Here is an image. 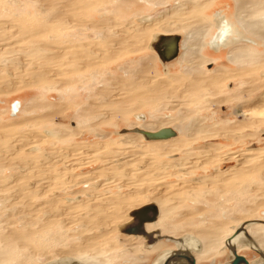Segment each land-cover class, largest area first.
<instances>
[{
  "label": "rangeland",
  "instance_id": "1",
  "mask_svg": "<svg viewBox=\"0 0 264 264\" xmlns=\"http://www.w3.org/2000/svg\"><path fill=\"white\" fill-rule=\"evenodd\" d=\"M150 1L0 0V26L7 27L0 29V264H50L74 250L81 258H90V264H152L174 247L166 235L177 239L194 233L206 244L203 231L209 229L205 232L218 235L215 245H222L246 222H259L256 226L264 228V221H257L264 217V156L256 160L260 166L255 169L245 167L243 174H233L245 156L252 157L247 152H264V60L245 66L250 70L247 75L229 78L211 91L184 89L187 65L166 69L158 53L159 59L152 58L150 41L140 45L132 37L137 25L147 23L140 24L144 17L162 11L161 16L176 0H160L164 3L159 5ZM194 2L204 4L205 10L204 6L199 13L186 10L179 24L201 18L210 24L218 12L239 37L229 46L209 48L210 57L219 60L201 69L209 74L225 68L237 74L239 69L227 56L243 46L240 37L246 35L236 22L235 0ZM247 2L253 21L263 22L264 7ZM57 6L65 12L55 14ZM42 8L48 12L42 14ZM106 22L111 25L107 32L88 29L90 24L103 28ZM100 33L107 39L116 34L124 39L107 51L100 40L94 42ZM175 34L183 41L188 36L184 29ZM251 40L256 45L250 48L264 56V43ZM89 46L100 57L84 56L82 47ZM38 47L59 54L49 60H43L45 51L33 58L26 54ZM181 53L184 50L179 57ZM35 72H44L46 82H36L31 75ZM169 77L180 79L175 89L154 101L152 82L168 83ZM15 102L21 104L17 116L12 114ZM179 111L188 116L179 121L181 130H175ZM138 115L145 118L137 119ZM155 117L172 121L169 127L183 145L172 152L175 155H153L139 147L146 142L141 135H121ZM195 118L199 130L188 137L185 127ZM130 135L140 142L126 138ZM93 145L99 148L92 150ZM176 159L184 164L170 166ZM20 174L25 178L17 180ZM217 176L227 180H216ZM121 196L126 202L120 214L106 217L103 210L113 208L108 201ZM152 202L162 217L148 231L162 232L161 253L162 244L147 249L142 237L118 230L131 221L132 211ZM222 249L197 264H226L231 255L225 242ZM240 255L251 261L261 257L250 248Z\"/></svg>",
  "mask_w": 264,
  "mask_h": 264
},
{
  "label": "bare ground",
  "instance_id": "2",
  "mask_svg": "<svg viewBox=\"0 0 264 264\" xmlns=\"http://www.w3.org/2000/svg\"><path fill=\"white\" fill-rule=\"evenodd\" d=\"M152 1L153 0H151L150 2H152ZM154 1L156 2V3L154 2L155 5H159V2L161 3V1H163V0H161V1L160 0H154ZM187 1H185V0H176L175 1V6L171 10H169V11L165 12L164 14H162L160 17H159V15H160L161 12L157 13L154 16L144 17L141 20L140 24H143V23H146V22L147 23L143 24V25H137L134 28L133 34H132L133 39L136 40V42L138 41L140 43V45H143L144 43H146V40H148L147 43H149L150 39H152L151 34L153 33L154 30L159 31L158 29H160L163 32L170 33V32H175V31L184 29L187 32L188 36H187L186 41L184 42L185 43L184 46H186L187 48H186V51H185V53L183 54V57H182V62L187 65V67L185 69V74L183 76L185 78V80H186L185 84H183L184 89H188V90L195 91V92L196 91L200 92V91H202V89H210V91H211V89H215V87L221 85L222 83H224L229 78H233V77L235 78L237 76L243 77V76H245V74L247 75L250 70L249 69L245 70L244 69L245 66H252L253 64H257L258 62L261 63V61L264 60V56L262 54H259V52L256 53L249 46L244 45L246 43L243 42L244 39H251V38H255V39H258L259 41L264 42V21L260 22V23L258 21H256V20L253 21L254 18L250 17V15L248 14L249 9H251V8H249V9L246 8V5L249 4L247 2L248 0H245V1L244 0H235V2L237 4V10H236V15H235L236 22L241 27L242 33L245 34L246 37H244V36L240 37V39L242 40V43H244L243 46L239 45L240 48L239 47L234 48L230 52V54L227 56V58H228L229 63L231 65L237 67L239 69V71H238L237 74H231L233 71L224 70V69H216L211 74H206L201 68L203 66V63H208L209 64V63H211V61L203 59L200 53H201L202 47L204 45V40L206 39L209 31L211 30V25L208 22H206L204 19H202L201 17H199L201 19H197L196 22H193V20H192L193 23H189L188 25H185V23H183V25L179 24L180 23L179 21H181V18L183 16V14L185 12H187L186 10H188L190 12L193 11V13L194 12L199 13L200 10L203 9L202 6H204V4L202 5L201 3H196V2H194L195 0L194 1L193 0H187ZM208 2H207V4H208ZM214 2H215V0H214ZM249 2L251 3L252 0H249ZM163 3H161V4H163ZM189 3H191V4H189ZM210 3H213V1L210 2ZM254 3H255V6L257 5V7H259V8H260V6L264 7V0H253V4ZM66 4H68V3H66ZM208 5H210V4H208ZM247 6L251 7L249 5H247ZM203 10H205V6H204ZM254 10H255V8H254ZM41 11H42L41 12L42 14L48 12V10L46 8H42ZM256 11H257V9L255 10V12ZM63 12H65V11H63V9L60 6H57L55 14H61ZM103 13H104V16H105L106 13H107V10H104ZM189 15L191 17V13ZM186 16L187 15H185V17ZM196 16H197V14H195L194 19L197 18ZM50 18H52V17H50ZM223 19H224L223 23L226 26V30L220 31V33L217 34L212 39V44H214V45L218 44L219 42L228 44L229 40H231L232 42L233 41H239L238 40L239 37H238V34L236 33V29L233 27V25H230L229 23H227L225 18H223ZM58 22H59L58 24L60 25V23L62 21H58ZM66 22L68 24H70L69 21H66ZM183 22H185V21H183ZM61 24L63 25V22ZM104 24H106V26H104L103 28L100 27L101 25L97 26V24H93V25L90 24V25H88L89 27L88 26L87 27H88V29L91 32L93 30H100L102 32L109 31L111 25L108 24V22H106ZM200 24L202 25V27L199 28L198 26H200ZM6 28H7L6 26H3V27L0 26V29H6ZM116 35L111 36L110 39H107L106 37H104L103 33L102 34L100 33V34H98L97 40H94V42L100 40L99 45L101 44L104 47L103 50H107L108 51L111 48H114L118 44L120 38H123L121 35H118V34H116ZM112 38L114 40H112ZM94 39H96V37ZM200 39H201V41H199ZM93 48L94 47H92V46L91 47L89 46V47H86V48L82 47L84 56L89 57V58L98 57V56L100 57V55L97 52H95L93 50ZM123 49L129 50L127 46L123 47ZM41 51H45L46 52L48 50H46L45 48H42V47H38V48H34L32 51L27 52L26 54L32 55V58H33V54L34 53H40ZM13 52H15V51H13ZM18 53H19V51H18ZM58 54L59 53H54V52L53 53H49V52L47 53L46 52L45 54H42L43 60L44 59L45 60H49L48 58L51 57V56L57 57ZM112 54L113 53H111V55H108V58H112ZM73 57H75V56H73ZM152 58L154 59V55H152ZM17 60L19 61L20 59H17ZM12 62H15V60H12ZM87 63H89V65L91 64L89 59H88ZM253 66H255V65H253ZM31 75H33V76L38 78V79L34 78V80L35 81L37 80L36 82H38V83H41L42 81L47 80V78L44 77L46 75L44 72H41V73L35 72V73H31ZM179 80L180 79L176 80V78H174V77H169V82L168 83H166L164 81L163 82H154V83L152 82L150 89H152V91L155 93L154 94L155 97L153 99H155V98L158 99L160 96H163V97L165 96L166 97V95L169 93L168 89H175L176 84H177V82ZM137 84H139V83L137 82ZM6 87L13 89L15 86L11 85V86H6ZM148 91H150V90H148ZM156 99L154 101H156ZM172 99H173V97H172ZM150 100H152V99H150ZM160 104L161 103H159L158 105H160ZM18 105L19 104H16L15 107L17 108ZM160 106H159V108H160ZM238 114H241V113L238 112ZM187 116L188 115H186L184 112L179 111V113L177 114V118H176V120L178 121L179 125H177V126H175L173 128L175 130H177V129L181 130V126H182L181 124L183 123V121L186 119ZM144 118H145L144 116H140V115L137 116V119H141L142 120ZM179 121L182 122V123H180ZM261 122H263V121H261ZM196 123H197L196 118L195 119H191L189 126L185 127L186 135L188 137L189 136H193V132L196 129L199 128V127L196 128ZM170 124H172L171 120H165L163 117H155L154 120L151 121V122L149 121V122H147L145 124H139L137 126H133L132 125L131 129L129 128L127 130L128 131H132L134 129L142 128L141 130H144V131L149 130L147 132L155 133V131L158 132L162 128L164 129V127L165 128L169 127ZM207 129H209V128H207ZM74 131L75 130H72V134H76V132H74ZM210 132H212V131H210ZM129 133L130 132L123 133L121 135L129 134ZM130 134H139V135H141V137H143L146 142L145 143L144 142L141 143V145L139 147L141 149H143V150L148 148V152L153 154V155L154 154H156V155H165V154L175 155L172 152L175 151L177 148L179 149V147L182 145L181 143H179V144L177 143L178 142L177 141L178 138H176L177 135H176V137L171 138V139L152 141V140H147L144 137V135H142L140 133H130ZM176 134H177V132H176ZM212 134H214V133H212ZM210 135H211V133H210ZM62 136H63V134L60 131L56 132V137L60 138ZM101 136H102V134H98V137L102 138ZM197 136H198V134H197ZM105 137H106V135H104L103 138H105ZM128 137H134L133 141H135V142L139 141L140 142V139L137 136H134V135L126 136V138H128ZM179 140L182 141V139H179ZM188 142H189V140H188ZM184 146H186V145H184ZM98 148H99L98 145H93L92 146V150L93 149L95 150V149H98ZM89 149H91V148H89ZM149 150H151V151H149ZM248 153H249V155H248ZM246 155L247 156H252V157H250V159H248L245 156V158L242 160L243 162L241 164V166H242L241 169H237L233 173L235 176L243 174L245 171H247L248 167L249 168L251 167V168L255 169L254 166H256V165L260 166L257 163L256 160L259 159L260 157L264 156V152L263 151L262 152L261 151H257V152L252 151V152H247ZM228 158H230V157H228ZM215 162H217V161H215ZM185 163H187V162H185ZM217 163H219V162H217ZM248 163H250L252 166L251 165L247 166ZM182 164H184V163L181 162V160H179V159L177 160L176 159L174 162L170 163V166L174 165V166L178 167V166H182ZM261 164H263V163H261ZM245 167H247V169ZM231 171H234V170H231ZM229 173H232V172H229ZM24 178H25V175L21 176V174H20V175L16 176L17 180L18 179L22 180ZM215 179L219 180V181L220 180L221 181H226L227 180V179H225L224 177H221V176H217ZM14 182H15V180H13L12 183H14ZM199 182H201V179L199 180ZM207 182H209V180L206 181V183ZM203 183L205 184V181ZM200 185H201V183H200ZM125 202H126V198L123 197V196L119 197L116 200H109L108 203L110 205H112L113 208H110L111 212L109 211V209L108 210H106V209L103 210V212L105 214H107L106 217H109L111 219H113V217L115 218V215H118V213L120 214V206H122ZM150 205L157 207V214H156V218H155L154 222H152V223L151 222H147V223L144 224L145 231L147 232V234H153V239H154L153 243L152 242H150V243L147 242L146 243V248L147 249H152L156 245L158 240L161 239L162 237H164L163 235L161 236V234H160L161 231L159 232V229H156L155 231L148 232L149 227H151L152 225L156 226L157 222L159 220H161L160 218L162 217V212H161L160 207L154 202H152V203H150V204H148L146 206H150ZM141 208H143V207H141ZM141 208H139V209H141ZM136 210H138V209H136ZM136 210H134V211H136ZM134 211H132L130 213V215H129V218L131 219V221L129 223H131L133 221V219H134L131 216V214ZM257 221H264V217L261 218V219H258ZM129 223H127V224H129ZM257 223H259V222H257ZM257 223L255 221L244 223L243 225H246V224L248 225V226L246 225L247 228H242L241 231L237 233V230L241 227L240 226L230 238H226L225 240H223V244L222 245H220V244H216L215 245V242L217 241L215 236H218V235H217L216 231H214V230L212 232H210V233L209 232H205V231H207L209 229H206L205 231H203V235L205 236V239L208 242L206 244L203 241H202L203 242V244H202L200 242V240H198L196 238L197 235H195L194 233H190L189 235H186V236H183L182 238H177V239L176 238H172V236H167L166 235L165 236L166 237V241L168 243H173L174 247H175V250H172L170 248L169 250L159 254L160 256H158L155 259L153 264H164L166 259L168 257H170L171 255H175L176 256V258H174L172 260L171 264H185V263H187V261L184 259V257H193L195 259L196 263H197V261H199L200 259L202 260L203 258H207L209 256L216 255L224 247V242H225L226 247L229 249L230 255H231L230 256V261L227 264H231V262L234 259V253L235 252L238 253V252H240L243 249H246V248H250L251 249L252 248V249H258V250L264 251V228L262 229L260 227H257L256 226V225H258ZM124 225H126V224H124ZM124 225H119L118 226V230H120V228L122 226H124ZM131 236L142 237L145 240V238L143 236H136V235H131ZM212 237H215V238H213L211 240ZM74 251H70V253L68 255L62 256L61 258L59 257L60 259L55 260L53 263H50V264H90V263H92L90 258H88V257L87 258H81L80 255L78 254V252H74ZM257 252L259 254H261V258L263 260L261 259L260 261H258L257 263H254V264H263L264 263V252H261V251H257ZM251 264H253V263H251Z\"/></svg>",
  "mask_w": 264,
  "mask_h": 264
},
{
  "label": "water",
  "instance_id": "3",
  "mask_svg": "<svg viewBox=\"0 0 264 264\" xmlns=\"http://www.w3.org/2000/svg\"><path fill=\"white\" fill-rule=\"evenodd\" d=\"M168 38H162L154 45L157 53L160 55V59L166 63L172 60H175L178 57L179 52V37L174 38V42L172 45L167 43ZM140 133L144 135L147 140H165L171 139L176 137V132L171 128H165L158 132L152 133L147 132L141 129H134L132 131L123 130V133ZM157 214V207L156 206H145L141 209L134 211L131 216L134 218L133 221L129 224H126L120 228V232L126 235H136V236H143L147 242H154L153 234H147L144 229V224L147 222H154ZM247 225V224H246ZM246 225H242L238 230L237 233L241 231L242 228H245ZM161 240V239H159ZM158 240V241H159ZM261 256V254H260ZM180 257V256H179ZM176 258L175 255H171L168 257L164 264H171L172 260ZM187 261L185 264H197L193 257H184ZM231 264H251L250 261L243 255H239L238 253H234V259Z\"/></svg>",
  "mask_w": 264,
  "mask_h": 264
},
{
  "label": "flooded vegetation",
  "instance_id": "4",
  "mask_svg": "<svg viewBox=\"0 0 264 264\" xmlns=\"http://www.w3.org/2000/svg\"><path fill=\"white\" fill-rule=\"evenodd\" d=\"M174 6H175V4H174ZM173 6V7H174ZM172 7V8H173ZM172 8H169V9H166V10H164V11H169V10H171ZM162 12V11H161ZM164 14V13H163ZM162 15V14H161ZM159 17H160V15H159ZM223 18H225L226 19V22L227 23H229L230 25H232L228 20H227V17L226 16H224V15H222V14H220V13H215L214 14V18L212 19V22H210V25H211V30L209 31V33H208V35H207V37H206V39L204 40V45H203V47H202V51H201V53L203 54L202 55V58L203 59H205V60H210L211 61V63H205V65H203V67L204 66H206V65H211V64H213V63H215L217 60H219V59H212V57H210V55H209V53H207V51L209 50V48L210 49H212V48H220V47H226V46H229L230 45V43L232 42L231 40H229V43L228 44H225V43H221V42H219L218 44H216V45H214V44H212V39L217 35V34H219L220 33V31H224V30H226V26H225V24L223 23V21H224V19ZM214 27V28H213ZM213 29H214V31H213ZM159 31H155L152 35V39L150 40V43H149V48H150V50L152 51V55H154V60H156V58H158L159 59V56H158V54H157V52H156V49L154 48V45L157 43V41H159L160 39H162V38H168L167 40V43H169L170 45H172V43L174 42V38L175 37H179L180 38V36H178V35H176L175 34V32H170V33H167V32H163V31H161L160 29H158ZM211 38V39H210ZM208 39L209 40H211L210 41V43H207V41H208ZM231 39V38H230ZM245 40V41H244ZM243 40V42L244 43H246V42H249V44H247L246 43V45L247 46H249V47H253L254 46V44L256 45V43L253 41V40H251V39H244ZM186 41V39L183 41H181V38H180V41H179V52H180V50L182 51V50H184V53H185V51H186V46H184L185 45V42ZM262 42V41H261ZM264 43V42H263ZM241 44V43H240ZM245 45V44H244ZM179 52H178V56H179ZM210 52V51H209ZM183 53V54H184ZM200 53V54H201ZM182 53H181V55H180V57L178 58V60H177V63H178V65H180V64H184L181 60H182ZM164 65H166V64H164ZM221 69H224V70H227V69H225V68H221ZM216 70V69H215ZM229 70V69H228ZM205 71V73L206 74H208V72H206V70H204ZM212 72L214 71V70H211ZM211 72V73H212ZM211 73H209V74H211ZM167 76H168V74H167ZM19 104V103H18ZM20 105V104H19ZM166 128H170V127H166ZM165 129V128H164ZM162 130V129H161ZM147 131V130H146ZM160 131V130H159ZM156 132V131H155ZM176 139V138H175ZM249 222H252V220L251 221H249ZM248 226V225H247ZM247 226L245 227V228H247ZM156 230V229H155ZM245 230V229H244ZM148 232H151V231H148ZM235 232H236V230H235ZM234 232V233H235ZM233 233V234H234ZM159 246H160V242L159 243H157L153 248L154 249H158L159 248ZM225 247H226V245H225ZM227 248V247H226ZM225 249V248H224ZM228 249V248H227ZM252 249V248H251ZM172 250H175V247H172ZM223 250V249H222ZM222 250H220L217 254H219V253H221V251ZM253 250H255V251H261V252H264V251H262V250H258V249H253ZM238 252V251H237ZM238 254H240V252H238ZM246 257V256H245ZM247 258V257H246ZM233 259V258H232ZM248 259V258H247ZM262 258L260 257L259 258V260L258 261H260ZM249 260V259H248ZM263 260V259H262ZM155 261V260H154ZM154 261H153V263H154ZM232 261V260H231ZM250 261V263H257L258 261H251V260H249ZM152 263V264H153ZM197 263H198V261H197ZM228 263V262H227ZM226 263V264H227ZM264 264V263H263Z\"/></svg>",
  "mask_w": 264,
  "mask_h": 264
},
{
  "label": "crops",
  "instance_id": "5",
  "mask_svg": "<svg viewBox=\"0 0 264 264\" xmlns=\"http://www.w3.org/2000/svg\"><path fill=\"white\" fill-rule=\"evenodd\" d=\"M182 41V40H181ZM180 53V52H179ZM179 57V56H178ZM178 57L175 59V60H172V61H169V62H166V63H168L169 65H164V66H166V69L168 68V69H176V68H178V63H177V60H178ZM165 63V64H166ZM159 223V222H158ZM159 227V226H158ZM160 242V244H162L161 246H160V248L158 249V252H160L161 253V251H163V246H164V244L162 243V241H159ZM156 252V251H155Z\"/></svg>",
  "mask_w": 264,
  "mask_h": 264
},
{
  "label": "built area",
  "instance_id": "6",
  "mask_svg": "<svg viewBox=\"0 0 264 264\" xmlns=\"http://www.w3.org/2000/svg\"><path fill=\"white\" fill-rule=\"evenodd\" d=\"M19 102H15L14 103V105H13V107H12V114L14 115V116H17V114L21 111V104L20 105H18V107L16 108L15 107V105L16 104H18Z\"/></svg>",
  "mask_w": 264,
  "mask_h": 264
}]
</instances>
